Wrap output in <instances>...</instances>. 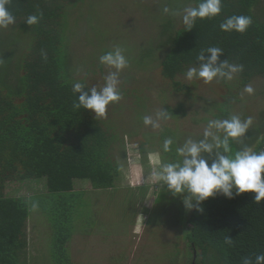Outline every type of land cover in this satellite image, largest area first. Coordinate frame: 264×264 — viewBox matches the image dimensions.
<instances>
[{"label": "trees", "instance_id": "16d2710c", "mask_svg": "<svg viewBox=\"0 0 264 264\" xmlns=\"http://www.w3.org/2000/svg\"><path fill=\"white\" fill-rule=\"evenodd\" d=\"M85 1L11 0L8 5L16 22L6 29L26 34L28 41L14 66L11 64L5 70L0 65V264H27V223L33 202L38 203L47 217L50 264H74L69 244L78 227L82 230L79 239L85 241L93 236L80 226L78 211L86 206L82 198L87 190H76L74 179L89 180L93 189L114 187L125 165L124 136L137 133L131 128L132 120L143 122L145 115H153L157 110L148 95H135L139 102L130 105L127 88H121L123 98L106 119L95 118L92 110L73 108L78 94L73 93L72 85L81 77L73 72L75 67L67 54L66 39L71 27L69 18ZM258 1L222 0L220 15L197 19L191 30H185L184 26L173 29L172 19L164 18L159 47L166 49L155 75L168 80L166 85L175 90L189 89L180 74L198 65L196 57L202 49L219 47L223 49L220 60L244 66L232 80L222 79L229 85L228 94L234 100V86L241 89L255 77L264 78V19L253 9ZM197 2L191 0L190 6ZM40 13L39 23L29 26L24 22L29 15ZM232 15L251 16L253 23L244 33L222 31L220 24ZM6 29H0V33ZM142 53L146 59L144 69L151 63L148 58L154 51L148 45ZM181 104L167 111L177 118L178 114L186 115L187 108ZM120 106H127L129 112ZM230 106L232 103L227 101L216 110L228 119ZM205 112L206 120L218 119L219 113L213 117L211 112ZM124 117L129 124L121 131ZM247 133L239 141H230L231 149L264 150L263 114L258 121L253 120ZM162 134L176 139L175 128L167 127ZM147 143L139 145L142 156ZM176 148L177 143L164 156V162L178 159ZM40 178L45 180L42 194H33L30 198L6 194L9 181ZM139 191L144 198L147 187L142 186ZM253 197L252 192L234 194L232 198L218 193L202 202L203 211L195 208L185 211L182 206L184 223L188 224L185 230L183 227L188 264H192V259L194 264H243L244 257H251L254 264L255 256L264 253V201L256 203ZM227 236L233 238L231 246L225 243Z\"/></svg>", "mask_w": 264, "mask_h": 264}, {"label": "rangeland", "instance_id": "374dc122", "mask_svg": "<svg viewBox=\"0 0 264 264\" xmlns=\"http://www.w3.org/2000/svg\"><path fill=\"white\" fill-rule=\"evenodd\" d=\"M180 3L182 4L178 8H172ZM190 3L191 0H86L71 14V27L66 39L67 54L70 63L75 67L73 72L76 77L86 75L89 85L103 83L102 79L109 69L100 63L99 57L119 46L124 49L128 59V66L121 72L120 88L141 86L144 89L140 92L147 94L154 103L153 107L158 109L163 107L167 110L166 107L169 106L175 108L183 102L187 115L178 118L173 116L164 123L171 126L172 130L175 128L180 146L195 134V140L203 139V131L208 123L205 111L218 114L213 111V106L216 102L219 103V97L227 94L230 89L223 80H214L208 84L202 80L187 81L184 73L180 77L189 89L177 91L173 87H167L162 77H152L161 66L166 49L165 46L159 47V34L164 18L172 19L173 29L183 26L180 15H166L162 11L163 7L167 5L182 13ZM253 9L255 14L264 19V0H259ZM27 41L26 34L9 32L7 29L0 33V65L5 70H9L11 64L15 65L17 56L22 53ZM148 45L153 48L154 53L148 58L151 63L148 62L143 69L146 59L143 55L145 50L143 53L142 50ZM246 86L253 88L252 94L244 91ZM246 86L241 89L237 86L238 90L234 91L236 95L231 102V115H239L242 120L251 116L254 121H258L261 115H264V78L255 77ZM159 87L163 89L162 92ZM127 96L130 98L131 92L127 93ZM132 97L134 102H139V97ZM116 104L118 103L108 107V113L118 107ZM120 107L127 110V106ZM128 112L129 109L126 113ZM134 113L136 111H133ZM125 118L121 122V131L129 124L128 118ZM132 124L131 128L135 129L137 135L133 134L135 136L131 140L128 135L124 136L126 164L114 187L93 189L89 180L74 179L76 190H87L82 198L86 206L78 211L80 226L83 231L85 229L93 234L85 241L81 240L79 233L82 230L78 227L79 237L75 233L74 240L69 244L74 264L188 263L180 256L182 252H186L188 257L186 234L183 232V227L184 230L188 228V224L184 223L183 194L173 196L166 186L161 187L152 180L151 174L159 165L149 166L145 154L156 150L153 144L156 139L142 121L134 118ZM165 130L166 126L163 127L162 133ZM138 139L148 141L147 146H143L142 151L146 152L143 156L139 150ZM163 141L162 138V144ZM173 144L176 142L173 141ZM151 157H155V154ZM44 183V178L9 181L5 191L9 196L30 198L33 194L45 192ZM142 186L147 187L144 198L139 191ZM29 209L25 261L27 264H50L47 217L45 218L38 207L34 209L31 206ZM76 231L74 228L73 232Z\"/></svg>", "mask_w": 264, "mask_h": 264}, {"label": "clouds", "instance_id": "9594fccd", "mask_svg": "<svg viewBox=\"0 0 264 264\" xmlns=\"http://www.w3.org/2000/svg\"><path fill=\"white\" fill-rule=\"evenodd\" d=\"M11 0H0V29H6L15 24L16 17L9 11ZM166 15L182 17L185 30L193 29L197 19H211L221 14L222 0H198L192 6H187L182 13L165 5L162 9ZM42 13L29 15L24 22L32 26L39 23ZM251 16L232 15L226 17L220 24L225 32L236 31L244 33L252 25ZM223 49L210 46L202 49L196 57L197 66L189 67L185 71L187 81L202 80L205 84L214 80H232L243 71L242 64L229 63L227 59L220 60ZM46 58V57H45ZM101 64L109 69L103 77V83L89 86L87 76L81 77L73 83L72 91L77 95L73 102L75 109L92 110L95 118L106 119L108 107L118 103L123 97L121 93V72L128 66V59L124 49L115 46L99 57ZM245 92L252 94L253 88L246 86ZM170 119V114L164 108L157 109L153 115H145L143 124L154 131L163 130V125ZM253 122L251 116L241 119L239 115H231L228 119H209L203 131V139L188 138L182 146L176 148L180 159L174 162L160 163L156 157L147 154L148 165H159L154 169L151 178L161 187L166 186L173 196L182 195L186 209L203 211L200 207L209 197L223 194L228 198L245 192L254 193V202L264 201V150L259 152L250 147H244L234 153L230 141H239L245 136ZM173 139L167 137L162 144L163 152L171 151ZM157 154H155L156 156ZM159 161L158 162H155ZM38 207L33 202V208ZM225 243L233 244V238L225 237ZM243 264H253L251 257H244ZM254 264H264V253L255 256Z\"/></svg>", "mask_w": 264, "mask_h": 264}, {"label": "flooded vegetation", "instance_id": "af4514ba", "mask_svg": "<svg viewBox=\"0 0 264 264\" xmlns=\"http://www.w3.org/2000/svg\"><path fill=\"white\" fill-rule=\"evenodd\" d=\"M181 75H183V74H180V76ZM157 76H160V75H155V77H157ZM160 77H162V76H160ZM162 79H163V81L165 82V83H167L166 81H168V80H164V78L162 77ZM129 80H130V78H128V81L127 82H129ZM157 84L155 83L154 84V86H156ZM128 86V85H127ZM147 86H149V85H147ZM167 87H169V86H167ZM125 88H127V90H129V92H131V99L129 100V104L130 105H134V101H133V97L132 96H134V95H140V96H144V95H147V94H145V93H142V92H140L142 89H144V88H142L141 86H138V88H135V87H133L132 86V88H131V86H129V87H125ZM147 88V87H146ZM145 88V89H146ZM233 88H236L237 89V87H233ZM159 89H160V91L162 92L163 91V89L161 88V87H159ZM180 91H182L181 89H179ZM233 91H235V89H232ZM178 91V90H177ZM138 92H140V93H138ZM133 94V95H132ZM222 98H223V100H222ZM219 103H217L216 102V104L213 106V111H216L217 113H219L217 110H216V108H218L220 105H223V104H225L227 101H228V103H230L231 104V102H232V100H233V97L231 96L230 97V95L227 93V94H222L220 97H219ZM170 107V106H169ZM169 107H166L167 109L169 108ZM163 108V107H162ZM170 108H172V107H170ZM158 109V108H157ZM160 109V108H159ZM187 115V114H186ZM213 115H215L216 116V114H213ZM173 116L174 115H171L170 114V118L172 119L173 118ZM178 116L180 117V116H185L184 114H178ZM175 117V116H174ZM175 118H177V117H175ZM223 118H225V117H223ZM218 119H221V116H220V113H219V116H218ZM166 126V128L167 127H169L170 129H171V126H167V125H163V127H165ZM145 128H147L146 126H145ZM148 131L150 132V133H152L153 134V137L156 139L155 140V142L153 141V144H154V146H156V150L155 151H151L150 153H152V154H157L155 157L156 158H158L159 160H160V163H164V160H163V158H164V156L166 155V154H168V152L167 153H165V152H163V150H162V143H161V140H162V138L163 139H165L164 138V136H163V134H162V131L161 130H153L150 126H148ZM150 130H153V132L152 131H150ZM174 130V129H173ZM135 135H137V134H135ZM135 135H132L131 137H130V139L129 140H131L132 138H133V136H135ZM168 137H171V136H168ZM172 138V137H171ZM193 140H195L196 138H197V136L196 135H193L192 137H191ZM173 139V141H175L176 143H177V147H180V143L177 141V139H175V138H172ZM138 141V146L142 143V142H144V140H137ZM124 143H125V148H126V141L124 140ZM139 150H140V148H139ZM167 156V155H166ZM139 158H141V157H139ZM146 162L147 163H151L150 162V160L148 161V157H147V155H146ZM125 164H126V157H125ZM188 210V209H187ZM185 211H186V208H185ZM181 259H184V260H186L187 262H189V257H187V255H186V252H184V254H183V256L181 255ZM191 263L192 264H194L195 262H194V260L192 259L191 260ZM188 264V263H187Z\"/></svg>", "mask_w": 264, "mask_h": 264}]
</instances>
